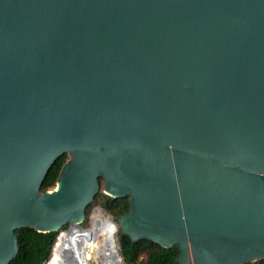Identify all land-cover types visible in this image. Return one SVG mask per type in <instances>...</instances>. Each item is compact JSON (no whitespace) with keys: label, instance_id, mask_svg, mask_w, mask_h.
Listing matches in <instances>:
<instances>
[{"label":"water","instance_id":"1","mask_svg":"<svg viewBox=\"0 0 264 264\" xmlns=\"http://www.w3.org/2000/svg\"><path fill=\"white\" fill-rule=\"evenodd\" d=\"M101 179L180 264L264 258V0H0V264L84 228Z\"/></svg>","mask_w":264,"mask_h":264},{"label":"trees","instance_id":"2","mask_svg":"<svg viewBox=\"0 0 264 264\" xmlns=\"http://www.w3.org/2000/svg\"><path fill=\"white\" fill-rule=\"evenodd\" d=\"M67 158L68 154L65 153L55 161L41 186V191H46L56 185L57 178ZM103 181L101 179V186ZM99 192L93 201L99 202L116 220L129 210L130 199L128 197L116 199L106 193L99 194ZM87 211L86 208V215ZM58 233L55 231L40 232L32 227L17 229L19 250L8 264H43L51 257ZM119 241L126 264H180L176 245L167 248L148 239L133 241L121 230Z\"/></svg>","mask_w":264,"mask_h":264},{"label":"bare ground","instance_id":"3","mask_svg":"<svg viewBox=\"0 0 264 264\" xmlns=\"http://www.w3.org/2000/svg\"><path fill=\"white\" fill-rule=\"evenodd\" d=\"M118 231L109 215L97 208L88 229L74 230L69 239L65 230L58 233L54 251L44 264H67L65 254L72 249L75 250L78 243L81 244L83 251L78 264H124L119 250Z\"/></svg>","mask_w":264,"mask_h":264},{"label":"rangeland","instance_id":"4","mask_svg":"<svg viewBox=\"0 0 264 264\" xmlns=\"http://www.w3.org/2000/svg\"><path fill=\"white\" fill-rule=\"evenodd\" d=\"M69 155H68V158H67V160L69 159ZM54 187H56V185L54 186ZM54 187H52V188H54ZM52 188H50V189H52ZM103 188H104V181L102 182V186H101V188H100V192H99V194L100 193H104L103 191ZM96 207H102L101 206V204L98 202H94L93 200L90 202V204L87 206V215H86V218H85V220L80 224V226H82V227H84L83 229H88L90 226H91V218H92V216L94 215V211H95V208ZM103 208V207H102ZM106 210V209H105ZM106 212L108 213V214H110V215H112L110 212H108L107 210H106ZM68 226L69 225H66V226H64L63 227V230H66V229H68ZM119 232H120V230L118 231V236H119ZM118 242L120 243V241H119V237H118ZM120 251H121V247H120V249H119ZM126 263V262H125Z\"/></svg>","mask_w":264,"mask_h":264},{"label":"built area","instance_id":"5","mask_svg":"<svg viewBox=\"0 0 264 264\" xmlns=\"http://www.w3.org/2000/svg\"><path fill=\"white\" fill-rule=\"evenodd\" d=\"M248 264H264V258L263 259H259V260H255L251 263H248Z\"/></svg>","mask_w":264,"mask_h":264}]
</instances>
